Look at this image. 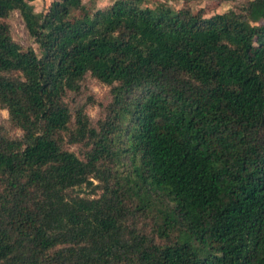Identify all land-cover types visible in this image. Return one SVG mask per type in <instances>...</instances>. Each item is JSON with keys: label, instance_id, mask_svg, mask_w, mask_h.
Segmentation results:
<instances>
[{"label": "trees", "instance_id": "16d2710c", "mask_svg": "<svg viewBox=\"0 0 264 264\" xmlns=\"http://www.w3.org/2000/svg\"><path fill=\"white\" fill-rule=\"evenodd\" d=\"M34 1L0 0V264H264V0Z\"/></svg>", "mask_w": 264, "mask_h": 264}, {"label": "rangeland", "instance_id": "374dc122", "mask_svg": "<svg viewBox=\"0 0 264 264\" xmlns=\"http://www.w3.org/2000/svg\"><path fill=\"white\" fill-rule=\"evenodd\" d=\"M50 1L51 0H37L32 4L35 6L36 10L40 12L45 9ZM112 1L113 0H85L84 2L86 3V8L91 10L93 7L109 5ZM242 1L243 0H236L235 2L215 7L213 0H201L193 1L191 5L194 8H204L208 13L214 11L223 13L235 6L237 2ZM168 3L173 6L181 5L179 0H168ZM7 23L9 24L11 35L15 42L23 48L27 46L35 48V45H33L28 38L23 21L17 13L12 15ZM110 98L109 88L88 75L82 81L78 94H68L67 104L73 115L77 110H82L89 117L92 124L95 125L99 119L104 117L105 107L110 102ZM7 120V111L0 108V125H6ZM12 135L19 137L21 133L19 131H14ZM77 148V146L72 147L74 150H77Z\"/></svg>", "mask_w": 264, "mask_h": 264}]
</instances>
